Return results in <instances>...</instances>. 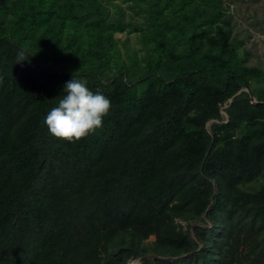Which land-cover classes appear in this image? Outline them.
I'll list each match as a JSON object with an SVG mask.
<instances>
[{"label":"trees","instance_id":"trees-1","mask_svg":"<svg viewBox=\"0 0 264 264\" xmlns=\"http://www.w3.org/2000/svg\"><path fill=\"white\" fill-rule=\"evenodd\" d=\"M251 55L227 0H0V264H264ZM72 76L111 101L75 142Z\"/></svg>","mask_w":264,"mask_h":264},{"label":"clouds","instance_id":"clouds-1","mask_svg":"<svg viewBox=\"0 0 264 264\" xmlns=\"http://www.w3.org/2000/svg\"><path fill=\"white\" fill-rule=\"evenodd\" d=\"M25 56L21 50L16 62L29 58ZM110 109L111 101L106 96L93 93L86 80L72 76L64 84L57 106L47 112L43 124L55 138L75 142L101 128Z\"/></svg>","mask_w":264,"mask_h":264},{"label":"rangeland","instance_id":"rangeland-1","mask_svg":"<svg viewBox=\"0 0 264 264\" xmlns=\"http://www.w3.org/2000/svg\"><path fill=\"white\" fill-rule=\"evenodd\" d=\"M233 14L234 32L246 40L251 63L264 66V0H227ZM150 239H153L151 237ZM138 259L130 261L137 264Z\"/></svg>","mask_w":264,"mask_h":264},{"label":"water","instance_id":"water-1","mask_svg":"<svg viewBox=\"0 0 264 264\" xmlns=\"http://www.w3.org/2000/svg\"><path fill=\"white\" fill-rule=\"evenodd\" d=\"M240 90H246V91L249 93L250 99H251L252 101L254 100V98H253L252 94L250 93L248 87H241V88L238 90V92H239ZM227 101L230 102V101H231V97H230ZM225 106H226V104L221 105V112L224 114L225 118H227V114H226V113L224 112V110H223V107H225ZM211 121H212V120H210V121L207 122V127H209Z\"/></svg>","mask_w":264,"mask_h":264}]
</instances>
